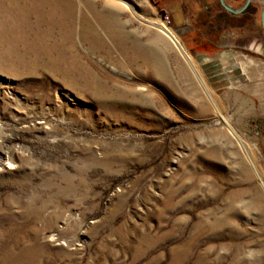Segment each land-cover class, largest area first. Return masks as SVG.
<instances>
[{"label":"rangeland","instance_id":"1","mask_svg":"<svg viewBox=\"0 0 264 264\" xmlns=\"http://www.w3.org/2000/svg\"><path fill=\"white\" fill-rule=\"evenodd\" d=\"M70 1L77 30L89 0ZM92 1L127 4L138 60L80 44L97 69L82 72L90 81L0 44V264L24 248L35 264H172L202 219L221 228L190 244L187 264L209 246L203 264H264V0L237 15L220 0ZM114 87L125 93L112 97Z\"/></svg>","mask_w":264,"mask_h":264},{"label":"bare ground","instance_id":"2","mask_svg":"<svg viewBox=\"0 0 264 264\" xmlns=\"http://www.w3.org/2000/svg\"><path fill=\"white\" fill-rule=\"evenodd\" d=\"M113 1L123 3L120 0ZM124 4L125 6L123 7H128L126 3ZM123 7L118 4L115 8L111 6L109 8L105 5L98 8L95 6L94 1L89 0L87 2V7L84 9L86 13L82 14L80 17L79 29L77 28V30H75L76 27L72 26V24L78 23L76 21L78 17L74 15L75 6L70 0H0V44H7L13 52H16L20 47L23 48L25 53L33 57L37 63L46 69L49 68L53 72L61 70V73L66 76L69 72L74 73L77 71L79 75H82V77L85 76V79H90L91 81L92 79L87 78L84 73L93 75L90 71V66L92 64L88 63L83 56L78 55L80 51L78 45L80 44L87 53L101 52V50L105 48V43H109L114 46V50H120L126 54L128 52L130 61L132 62L136 61L135 59L138 60L140 57L141 49L138 44L133 43V40H131L132 38H130L134 33H130V37L125 35L126 26L129 22L125 20V17L122 15L124 11ZM57 10L59 11V16L56 18L54 16L51 17V14L53 15ZM91 23L94 27L97 23V28L104 32V36L98 34L96 28H94ZM152 25L169 38L182 56L189 61V57L183 51L179 41L165 25L156 23H152ZM65 28L73 30L68 33ZM56 29L58 32L61 31V35H57V41H49L48 39L54 36V31H56ZM63 32L66 34H63ZM32 35L35 39L31 38ZM64 35H68L69 38L67 39ZM127 41L131 42L127 43ZM68 43L69 48L65 46ZM127 45L128 47L126 48ZM48 46L54 49L56 55L51 56L45 52L43 53L44 50L41 49ZM78 56L80 59L77 58ZM71 64L77 66L73 67ZM155 65V62H151L148 63L147 66L153 69ZM158 66L159 69H161V66ZM137 67L135 69H139V66ZM246 67V65H243L244 69ZM92 68L95 74L97 69L93 65ZM86 82L88 81L86 80ZM94 86L95 88L97 87L95 81ZM108 91L109 95L112 97L121 96V94L125 93V90L121 87L109 88ZM113 103L122 104V101L118 99L114 100ZM208 221L209 220L202 219L196 225L192 240L188 244H184L172 251V264H187L192 255L191 252H189L190 250H187L190 244H194L201 239H206L208 241L215 237L222 223ZM147 241L148 240L144 239L143 244H147ZM57 246H65L64 248L68 249L74 246L72 250L77 248V244L72 245L68 241L61 242ZM78 247L79 249H83V245L78 244ZM146 247L148 248L147 245ZM213 251L214 248L212 246L207 247L206 251L200 254V261H196L195 264H203L202 259L206 256H211ZM34 257L35 256L30 255L29 249L24 248L20 254L12 255V258L3 264H35ZM233 258V261L236 260V255ZM233 264H248V262L247 259H238V262H233Z\"/></svg>","mask_w":264,"mask_h":264},{"label":"water","instance_id":"3","mask_svg":"<svg viewBox=\"0 0 264 264\" xmlns=\"http://www.w3.org/2000/svg\"><path fill=\"white\" fill-rule=\"evenodd\" d=\"M252 1L253 0H246L245 4L239 9H233V8L229 7L225 3V0H220V4L227 12L237 15V14L243 13L247 9V7L250 5V3ZM262 26L264 27V9H263V12H262Z\"/></svg>","mask_w":264,"mask_h":264},{"label":"crops","instance_id":"4","mask_svg":"<svg viewBox=\"0 0 264 264\" xmlns=\"http://www.w3.org/2000/svg\"><path fill=\"white\" fill-rule=\"evenodd\" d=\"M199 0H197V1H195V2H198ZM170 2H172L173 4H175V3H177L178 1L177 0H172V1H170ZM174 7V6H173ZM166 8V13L165 14H167L168 16H169V12H170V8H169V6L168 7H165ZM172 10H173V8H171ZM174 9H176L175 7H174ZM175 13V12H174ZM179 13H181L182 14V12H178V14ZM170 17V16H169ZM176 17H178V16H176ZM183 17V16H182ZM172 23H173V20H172ZM173 26H175L174 24H173Z\"/></svg>","mask_w":264,"mask_h":264},{"label":"built area","instance_id":"5","mask_svg":"<svg viewBox=\"0 0 264 264\" xmlns=\"http://www.w3.org/2000/svg\"><path fill=\"white\" fill-rule=\"evenodd\" d=\"M163 21H164V23L166 24L167 27L171 24V19H170V17L167 14L164 16Z\"/></svg>","mask_w":264,"mask_h":264},{"label":"flooded vegetation","instance_id":"6","mask_svg":"<svg viewBox=\"0 0 264 264\" xmlns=\"http://www.w3.org/2000/svg\"><path fill=\"white\" fill-rule=\"evenodd\" d=\"M251 4V3H250ZM229 13V12H228ZM246 13V11L244 12V14ZM205 19L207 20V19H211V17H213L212 16V13H210V12H208V11H206V13H205Z\"/></svg>","mask_w":264,"mask_h":264}]
</instances>
